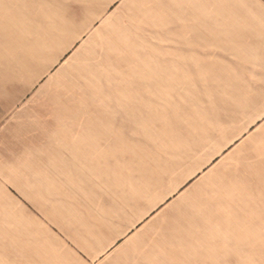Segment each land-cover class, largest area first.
Instances as JSON below:
<instances>
[{
    "label": "rangeland",
    "instance_id": "1",
    "mask_svg": "<svg viewBox=\"0 0 264 264\" xmlns=\"http://www.w3.org/2000/svg\"><path fill=\"white\" fill-rule=\"evenodd\" d=\"M139 1L0 0V85L33 80L26 95L42 86L52 116L115 112L105 142L119 145L105 153L118 166L104 183L43 173L31 159L37 151L0 150V264L29 262L43 224L89 221L79 211L94 207L103 188L104 210L120 222H170L188 238L209 233L211 223L248 225L255 245L247 255L257 260L248 264H264V229L247 220L264 213L255 104L218 71L170 62L159 49L171 44L159 38L165 24L148 20ZM80 186L88 193L76 204Z\"/></svg>",
    "mask_w": 264,
    "mask_h": 264
},
{
    "label": "crops",
    "instance_id": "2",
    "mask_svg": "<svg viewBox=\"0 0 264 264\" xmlns=\"http://www.w3.org/2000/svg\"><path fill=\"white\" fill-rule=\"evenodd\" d=\"M139 2L134 0L137 8L141 7ZM142 7L148 20L165 24L164 34L159 38L171 44L159 49L161 54L171 56L170 62L183 65L186 60L192 65L187 68L191 70L202 69V64L208 71H218L224 86L246 91L245 101L255 104V122L250 128L264 140V0H143ZM178 65L176 70H184ZM31 81L25 78L1 81L0 150L37 151L31 159L43 167L42 172L62 176L64 181L110 182L107 177H112L114 171L117 173L118 160L106 157L105 153L119 150V145L114 137L112 142L105 140L114 135L109 124L110 119L116 118L115 112L80 110L62 115L59 110L57 116H52L49 114L52 99L47 92L41 93L42 86L26 95L27 88L34 86ZM42 172L39 171L41 175ZM103 190L93 193L94 207L79 211L89 221L43 224L47 229L39 228L42 238L35 235L31 240V260L25 264L257 261L247 255L248 247L255 245L250 242L248 225L211 223L209 233H195L188 238L170 222H120L118 212L104 210ZM78 191L81 193L75 198L79 199L76 204L88 193L81 186ZM76 204H70V209ZM65 209L68 215V204ZM151 212L146 215L151 216ZM263 215L251 213L247 220L250 224L257 221L263 230Z\"/></svg>",
    "mask_w": 264,
    "mask_h": 264
}]
</instances>
